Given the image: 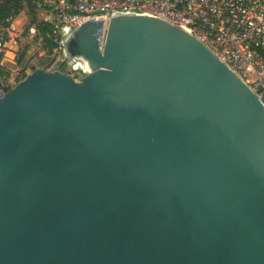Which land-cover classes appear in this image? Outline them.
I'll return each mask as SVG.
<instances>
[{"label": "water", "instance_id": "water-1", "mask_svg": "<svg viewBox=\"0 0 264 264\" xmlns=\"http://www.w3.org/2000/svg\"><path fill=\"white\" fill-rule=\"evenodd\" d=\"M63 41L75 82L0 80V264H264V104L192 34L136 15Z\"/></svg>", "mask_w": 264, "mask_h": 264}, {"label": "built area", "instance_id": "built-area-1", "mask_svg": "<svg viewBox=\"0 0 264 264\" xmlns=\"http://www.w3.org/2000/svg\"><path fill=\"white\" fill-rule=\"evenodd\" d=\"M27 3L41 10L43 19L21 32L13 27L15 18L0 21V68L4 71L2 63L10 44L18 45L26 54L37 49L40 57L50 44L63 59L60 65L53 60L44 69L65 73L80 82L89 75L84 62L65 57L63 49V41L73 31L91 19L102 21L98 37L101 48L111 17L147 16L195 36L264 104V0H23L24 7ZM31 61L28 59V65Z\"/></svg>", "mask_w": 264, "mask_h": 264}, {"label": "crops", "instance_id": "crops-1", "mask_svg": "<svg viewBox=\"0 0 264 264\" xmlns=\"http://www.w3.org/2000/svg\"><path fill=\"white\" fill-rule=\"evenodd\" d=\"M23 12L24 10L22 9L20 14L17 17H15L16 19H14L13 21V27H14V23H18L21 25L22 19H20V17ZM14 29L17 32H21L23 30L21 28H17V29L14 28ZM22 52L23 50H21L18 45H13V44L9 45V52L7 53L6 59L2 63V67L5 69L7 78L1 81L6 88L14 87L18 82L23 80L30 73V71L27 68L28 54L25 53L22 55Z\"/></svg>", "mask_w": 264, "mask_h": 264}, {"label": "rangeland", "instance_id": "rangeland-1", "mask_svg": "<svg viewBox=\"0 0 264 264\" xmlns=\"http://www.w3.org/2000/svg\"><path fill=\"white\" fill-rule=\"evenodd\" d=\"M2 1H6V0H2ZM31 6H33L31 4ZM35 7V6H34ZM23 10L24 12L22 13L20 19L21 22V25L18 24V23H14V28H21L23 29L22 31H24V29H26L29 24H30V21H31V18L32 16L30 15V12L28 11V9L26 7H23ZM37 11L34 10V18H35V24L37 23H41L42 19H43V12L39 9H36ZM25 23V24H24ZM22 26V27H21ZM39 52V51H38ZM38 52H37V49L35 51H33L32 53H28V58L27 59H30L31 58V62L29 63L28 65V70L31 72H33L34 70L36 69H41V68H47L50 66V64H52L53 60L58 61V65H60L63 57L62 55L57 51V52H54L52 50H48V52L46 53L44 51V56L40 57V56H37L38 55ZM34 55V58H32V56ZM24 61H27V60H24ZM63 67V66H62ZM50 71V70H49ZM29 73V74H30Z\"/></svg>", "mask_w": 264, "mask_h": 264}, {"label": "trees", "instance_id": "trees-1", "mask_svg": "<svg viewBox=\"0 0 264 264\" xmlns=\"http://www.w3.org/2000/svg\"><path fill=\"white\" fill-rule=\"evenodd\" d=\"M24 5L23 0H6V1H0V21H4L8 18H14L17 17L20 12L22 11ZM28 11L30 12V15L32 16L30 24L29 25H35V18H34V10L36 7L31 6L30 3H27L25 6ZM49 26L45 28V30H48ZM49 50H52L53 47L49 44ZM25 54V52H22V55ZM22 58V57H21ZM28 64V62H27ZM7 78L6 73L2 68H0V80H4Z\"/></svg>", "mask_w": 264, "mask_h": 264}, {"label": "bare ground", "instance_id": "bare-ground-1", "mask_svg": "<svg viewBox=\"0 0 264 264\" xmlns=\"http://www.w3.org/2000/svg\"><path fill=\"white\" fill-rule=\"evenodd\" d=\"M15 18V17H14ZM16 19V18H15Z\"/></svg>", "mask_w": 264, "mask_h": 264}]
</instances>
